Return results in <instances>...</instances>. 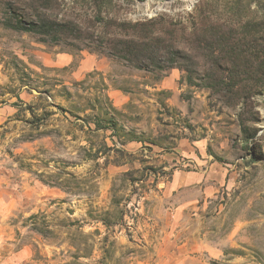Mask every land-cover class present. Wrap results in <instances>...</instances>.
Here are the masks:
<instances>
[{
	"label": "rangeland",
	"instance_id": "1",
	"mask_svg": "<svg viewBox=\"0 0 264 264\" xmlns=\"http://www.w3.org/2000/svg\"><path fill=\"white\" fill-rule=\"evenodd\" d=\"M263 63L264 0H0V259L264 264Z\"/></svg>",
	"mask_w": 264,
	"mask_h": 264
},
{
	"label": "trees",
	"instance_id": "2",
	"mask_svg": "<svg viewBox=\"0 0 264 264\" xmlns=\"http://www.w3.org/2000/svg\"><path fill=\"white\" fill-rule=\"evenodd\" d=\"M52 25H54L57 28H54ZM13 28L15 30H21V31H25V32H33L36 34H40V35H45V36H52L51 38H53L55 41L59 40L56 37L57 31H58V36L61 34H64V32L70 30V32L72 31L73 28H66V29H58V23H47L46 21H43L42 23H37L34 22L32 20H22V19H18L16 20L15 25H12ZM64 27V26H63ZM73 32V31H72ZM250 42L246 41V43H243L242 46L244 47L242 50V53L239 52V48H241V44L237 43L235 46H230L228 45V53L231 52V54H233L234 57L237 58H242L243 60H241L237 65H234L233 69L231 68V72H232V77L231 79L233 80L232 83L231 82H226L224 80H216V81H208L206 82V84H209L210 86L214 87V88H230L235 86V84H237L236 79H237V75L241 74V73H251V71L249 70V68L252 67V65H250V63H248L247 59H244L243 56L245 55V53H251L252 50V46L249 45ZM225 46V44H223V47ZM158 48V47H157ZM160 50H162L161 48H159ZM225 50V48H222ZM229 49L231 51H229ZM233 49V50H232ZM113 50H118V49H113ZM123 50H127L128 52L138 56V54H140L141 52H137L135 53L132 49H129L128 47H124ZM159 51V50H158ZM119 52V51H118ZM166 52V51H165ZM167 52H170L167 51ZM170 54L172 55L171 57H166L165 60H168L171 63L176 62L177 58H179V52L178 51H174L172 50L170 52ZM141 55V54H140ZM247 57V56H246ZM139 58V57H138ZM149 58V57H147ZM256 58V56H255ZM139 63H136V67L137 68H141L142 66H144L142 64V60L138 59ZM160 64L157 65V67H159ZM259 70L264 71V63L262 65L259 66ZM234 76V77H233Z\"/></svg>",
	"mask_w": 264,
	"mask_h": 264
},
{
	"label": "crops",
	"instance_id": "3",
	"mask_svg": "<svg viewBox=\"0 0 264 264\" xmlns=\"http://www.w3.org/2000/svg\"><path fill=\"white\" fill-rule=\"evenodd\" d=\"M0 264H7V261H6V260H1V259H0Z\"/></svg>",
	"mask_w": 264,
	"mask_h": 264
}]
</instances>
